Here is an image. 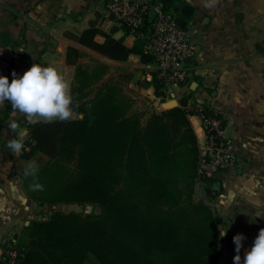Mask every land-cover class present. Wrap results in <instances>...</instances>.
Instances as JSON below:
<instances>
[{"label": "trees", "instance_id": "obj_1", "mask_svg": "<svg viewBox=\"0 0 264 264\" xmlns=\"http://www.w3.org/2000/svg\"><path fill=\"white\" fill-rule=\"evenodd\" d=\"M71 38L111 61L134 54L142 65L155 63L144 40L136 38L127 48L95 25ZM82 56L71 46L65 54L66 64L76 67L73 118L26 125L20 156L43 158L36 177L43 191L30 189L32 178L23 170L19 186L39 207L90 206L98 213L54 211L30 221L17 236L19 264H219L221 220L200 196L213 179L197 176L191 96L184 95L178 107L151 113L142 124L123 92L122 81L133 75L106 78L108 65L96 59L78 64ZM150 75V82L135 85L151 86L157 98L164 97L163 84Z\"/></svg>", "mask_w": 264, "mask_h": 264}, {"label": "crops", "instance_id": "obj_2", "mask_svg": "<svg viewBox=\"0 0 264 264\" xmlns=\"http://www.w3.org/2000/svg\"><path fill=\"white\" fill-rule=\"evenodd\" d=\"M109 1L0 0V75L11 82L13 71L20 76L38 63L57 68L72 85L76 67L65 62L67 48L71 46L83 55L78 64L96 59L108 65L106 78L127 71L137 81L134 73L143 71L145 75L138 74L140 81L150 82L152 77L138 56L131 54L124 62L111 61L72 40L71 36L95 25L122 40L127 48L134 46V36L106 19L104 12ZM182 3L192 9L184 29L193 31L194 46V60L186 67V84L170 87L166 100L157 98L151 86L137 87L135 81L133 84L151 106L145 121L153 112L171 109L166 106L171 100L178 107L184 95L224 114L223 136L232 143L236 163L203 186L200 196L221 220L218 229L223 242L219 264H233L236 255L233 237L244 236L239 252L243 260L259 230L264 228V0ZM95 40L104 41L102 36ZM10 111L5 101L0 106V241L5 232L20 235L27 223L38 220L43 209L26 197L19 186V174L26 162L34 160L39 164L43 158L34 155L24 159L4 146L6 140L19 133L25 139L28 137L23 118H19L18 133L8 129ZM188 121L201 146L204 135L198 117L189 116ZM1 251L0 242V254Z\"/></svg>", "mask_w": 264, "mask_h": 264}, {"label": "built area", "instance_id": "obj_3", "mask_svg": "<svg viewBox=\"0 0 264 264\" xmlns=\"http://www.w3.org/2000/svg\"><path fill=\"white\" fill-rule=\"evenodd\" d=\"M104 14L106 19L125 28L130 35L145 41V52L155 63L143 67L163 84L160 91L164 97L159 98L169 99V88L186 80L185 64L194 56L193 31L180 28L178 19L164 13L163 3L157 0H110ZM187 108L196 113L193 116L198 117L204 135V143L198 144L197 176L204 180L213 179L236 163L232 143L223 136L224 114L204 103L188 102ZM207 110L217 116H207ZM0 242V264H19L17 234L5 232Z\"/></svg>", "mask_w": 264, "mask_h": 264}, {"label": "clouds", "instance_id": "obj_4", "mask_svg": "<svg viewBox=\"0 0 264 264\" xmlns=\"http://www.w3.org/2000/svg\"><path fill=\"white\" fill-rule=\"evenodd\" d=\"M5 101L11 109L7 127L12 133H18L19 118H23L26 124H36L69 121L74 115L71 85L53 66L33 63L20 76L13 71L11 82L8 77L0 75V106ZM24 141V134L19 133L15 138L6 140L4 146L12 153L20 154L24 148ZM37 174L36 162L27 161L22 175L25 178H32V184L29 186L31 190L43 191V185L36 180ZM243 239L242 234L233 237L236 251L233 264H264V228L259 230L250 250L245 252L242 260L239 252Z\"/></svg>", "mask_w": 264, "mask_h": 264}, {"label": "rangeland", "instance_id": "obj_5", "mask_svg": "<svg viewBox=\"0 0 264 264\" xmlns=\"http://www.w3.org/2000/svg\"><path fill=\"white\" fill-rule=\"evenodd\" d=\"M166 6H168V10L164 9L163 10L164 13H169V14H171V15L176 17V15H175L176 13L175 12L177 11V9L173 5H166ZM119 72L122 73V76L125 75V74H131V73L127 72V71H119ZM114 73L117 74L118 72L116 71ZM138 74H140V73L139 72L138 73H136V72L134 73V75H136V78H138V80H142L141 77ZM134 81H135L134 80V76H133L132 80H128V81L127 80H123L122 81V83H123V92L125 93V95L127 97L132 99V102H133L132 111L134 113H137L138 115L141 116V122H142V124H144L145 123V118H146L145 115L150 110L151 106L147 102V99L143 95V93H140L139 88L135 87V85L133 84ZM37 165H38V163H37ZM54 211H61V212H65V213L74 211V212H80L82 214L98 213V209H93L90 206L78 207V206H71V205L70 206L59 205V206H55V207H44L42 209V211L38 213V220L47 219L48 216Z\"/></svg>", "mask_w": 264, "mask_h": 264}, {"label": "water", "instance_id": "obj_6", "mask_svg": "<svg viewBox=\"0 0 264 264\" xmlns=\"http://www.w3.org/2000/svg\"><path fill=\"white\" fill-rule=\"evenodd\" d=\"M163 4L165 5H173L177 11H178V14L179 16L181 17V19L178 21V25L180 28H184L185 25H186V19H189L191 14H192V9L187 6L186 4H183V0H160ZM197 52V50H195V53ZM193 58L188 60L186 63L187 64H191L193 62ZM191 75L189 74L188 77H190ZM186 81L185 80L183 82V84H186ZM193 85H196L195 83H193ZM191 90H194L195 88L193 87H190ZM167 108H174L175 106V102L173 100H171L170 102H168L166 104ZM28 225V223H27Z\"/></svg>", "mask_w": 264, "mask_h": 264}]
</instances>
